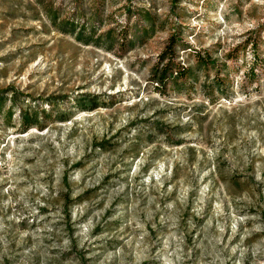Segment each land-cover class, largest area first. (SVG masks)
Instances as JSON below:
<instances>
[{
	"label": "rangeland",
	"instance_id": "obj_1",
	"mask_svg": "<svg viewBox=\"0 0 264 264\" xmlns=\"http://www.w3.org/2000/svg\"><path fill=\"white\" fill-rule=\"evenodd\" d=\"M6 89L0 264H264V0H0Z\"/></svg>",
	"mask_w": 264,
	"mask_h": 264
},
{
	"label": "trees",
	"instance_id": "obj_2",
	"mask_svg": "<svg viewBox=\"0 0 264 264\" xmlns=\"http://www.w3.org/2000/svg\"><path fill=\"white\" fill-rule=\"evenodd\" d=\"M172 41V40H170ZM173 44V43H171ZM171 48V46H169ZM204 56L201 55V53L195 52V58L196 62L199 67H207L209 64H211V55L207 52H204ZM166 58V63L162 64L163 60ZM173 58H175L174 50L166 48L163 52L159 64H156V68L153 71V80L155 81L156 86H161L163 88L167 87V83L170 79H181V80H187L191 70L190 67H184L180 66L179 64L174 63ZM250 76H254V69L251 68L249 71ZM216 91H221L222 89V80L220 82H217L216 84ZM6 90H0V107L4 104V101L6 97L9 96V102L12 104V100H14L15 93ZM97 98L96 97H87V96H81L77 99L76 105L77 107L82 111H91L97 107ZM12 109L9 108L8 113L11 114ZM20 114V120L21 123L27 127L32 123L30 114H27L23 112L22 110H19ZM35 119H38V117H35ZM156 129L155 126L153 128ZM108 144L107 140H102L99 143H94L93 148L99 149L102 151H105L106 145Z\"/></svg>",
	"mask_w": 264,
	"mask_h": 264
}]
</instances>
